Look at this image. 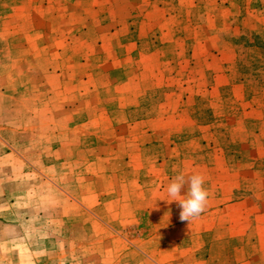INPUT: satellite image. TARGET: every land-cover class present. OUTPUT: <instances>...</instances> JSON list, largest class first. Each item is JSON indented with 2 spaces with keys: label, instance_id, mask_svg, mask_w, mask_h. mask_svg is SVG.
<instances>
[{
  "label": "rangeland",
  "instance_id": "1",
  "mask_svg": "<svg viewBox=\"0 0 264 264\" xmlns=\"http://www.w3.org/2000/svg\"><path fill=\"white\" fill-rule=\"evenodd\" d=\"M263 32L264 0H0V264H264ZM36 87L90 88L88 152L47 147ZM177 174L209 193L190 225Z\"/></svg>",
  "mask_w": 264,
  "mask_h": 264
},
{
  "label": "crops",
  "instance_id": "2",
  "mask_svg": "<svg viewBox=\"0 0 264 264\" xmlns=\"http://www.w3.org/2000/svg\"><path fill=\"white\" fill-rule=\"evenodd\" d=\"M264 33V32H263ZM36 90H39V94H43L45 95V99H47V101H38L37 103L33 104V103H23L21 104V106H28V107H47L49 108V117H47L45 120L42 119L39 115H36L35 117H29V119L31 120L30 122L38 125L36 128L37 133H39V131L45 132V135L49 134L51 139H52V143H50L49 146L50 149L53 151L54 154H56L57 156L59 155H70V156H74L78 150V152L84 154L86 152L89 151V149L85 148L84 146V141L86 139V135L88 134V130L86 129L87 125L92 124V123H103L105 120H109L111 122V118L110 116L107 114V116H93L88 114L86 109H89L91 107V104H93L92 102H87L83 97L78 98V100L76 99V97H80V96H85L89 91L90 88L89 87H36ZM118 87H111V98L108 99L107 101H102L101 105L104 108H110L113 105L111 104H116V100H117V91H118ZM79 95V96H78ZM27 97V96H26ZM134 97V96H133ZM130 97V101L129 102H124V103H119L118 107L121 108H127V107H131L134 105V98ZM138 96H135V99ZM78 102V103H77ZM8 106V105H7ZM60 110V113L56 111ZM83 113V114H82ZM84 113H87L84 115ZM107 113V111H106ZM62 116V117H61ZM25 124H27L28 118L25 119ZM41 123L45 124L46 126L43 127L41 126V128L39 127V125H41ZM76 125H79V138L81 140H83V142L81 143V146H79L78 148L75 147V143L68 145L69 147H67L68 149L66 151H62L61 150V144H60V137L61 135H63V133H73V127H75ZM27 130V128H26ZM71 138H73V136H71ZM70 139V138H69ZM122 141H124V139L122 138ZM105 144L103 143L99 149L101 147H105L106 149L109 148V146H104ZM113 146V145H111ZM83 147V148H82ZM106 154V152L104 151H100L99 154ZM212 230V229H211ZM217 230H213L214 234H216ZM202 232V231H200ZM197 233V232H196ZM183 234L185 235H190L193 234L192 231H185ZM236 233H231L230 235H226V236H235ZM222 238V237H220ZM213 240H221L215 237V239ZM212 247L214 248V242L212 243ZM137 249H135L136 252H144L147 255V262L149 263L150 261L153 262H157L155 256H153L149 250L145 249V248H141V247H136ZM212 249V248H211ZM134 251V249L132 250ZM208 261H210L209 259L204 260V258H201L200 260H198L199 264H206L208 263ZM245 264L250 263L249 261L244 262Z\"/></svg>",
  "mask_w": 264,
  "mask_h": 264
},
{
  "label": "clouds",
  "instance_id": "3",
  "mask_svg": "<svg viewBox=\"0 0 264 264\" xmlns=\"http://www.w3.org/2000/svg\"><path fill=\"white\" fill-rule=\"evenodd\" d=\"M204 184L205 178L202 175L193 174L186 178L183 174H177L167 185L166 192L171 199L163 200L168 203L177 202L181 222H188L190 225L206 210L209 193ZM182 189H186L184 195L181 194Z\"/></svg>",
  "mask_w": 264,
  "mask_h": 264
},
{
  "label": "trees",
  "instance_id": "4",
  "mask_svg": "<svg viewBox=\"0 0 264 264\" xmlns=\"http://www.w3.org/2000/svg\"><path fill=\"white\" fill-rule=\"evenodd\" d=\"M263 41H261V43H258L261 47H263L264 46V39H262ZM260 76H262V75H260ZM262 80H263V77H262ZM264 81V80H263Z\"/></svg>",
  "mask_w": 264,
  "mask_h": 264
}]
</instances>
